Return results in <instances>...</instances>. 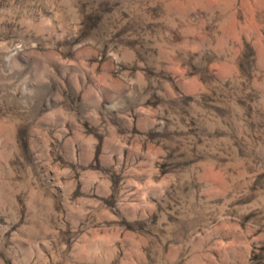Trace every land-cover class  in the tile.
I'll return each instance as SVG.
<instances>
[{"label": "rangeland", "instance_id": "1", "mask_svg": "<svg viewBox=\"0 0 264 264\" xmlns=\"http://www.w3.org/2000/svg\"><path fill=\"white\" fill-rule=\"evenodd\" d=\"M26 4L0 0L6 15L0 42L8 45L0 56L54 67L46 45H38L36 55L14 47L35 36L20 24L22 12L7 16ZM243 16V10L225 13L207 0L199 6L189 0L101 2L85 6L75 43L55 44L75 64L64 66L63 75L56 72L48 110L36 117L26 145L17 138V158L33 176L39 169L30 161L40 164L37 183L51 181L41 188L54 212L60 211L59 194L83 213L102 205L117 217L73 223L126 237L121 264L141 251L147 264H208L207 255H220L208 253L200 239L207 237L205 225L228 243L233 222L245 230L264 222V209L253 207L264 203V159L257 152L264 146V26L253 16L255 36L243 35ZM90 42L101 43V50ZM12 86L0 72V90L10 95ZM17 111H25L23 105ZM109 137L125 138L126 146ZM161 149L164 163H153ZM226 178L235 196L224 194ZM245 209L251 210L238 211ZM26 221L0 215V226L10 229L6 238L30 226ZM22 248L27 252V243ZM253 249L248 264H264V245Z\"/></svg>", "mask_w": 264, "mask_h": 264}, {"label": "clouds", "instance_id": "2", "mask_svg": "<svg viewBox=\"0 0 264 264\" xmlns=\"http://www.w3.org/2000/svg\"><path fill=\"white\" fill-rule=\"evenodd\" d=\"M113 5L116 0H27L23 8L10 10L7 16L15 13H23L20 24L28 33H34V38L16 43L15 49L23 51L31 49L33 55L37 53L38 45L44 44L48 48L50 57L58 63L54 67L47 64L43 66L36 62L20 59L12 61L0 56V72H7L13 81L10 95L0 90V215L10 216L11 221L16 222L18 218L27 217L28 227H20L10 238L5 233L10 229L0 226V264H121V251L125 245L126 237L119 232H113L106 228H96L89 224L87 228L74 224L73 221L83 217H95L101 224L104 220H116L110 212L105 211L102 205L90 207L87 213H83L80 206L75 204L71 198L68 203L57 194L58 213L54 212L51 201L41 188V183L51 187V181L43 177L41 183H37L36 177L43 176V169L38 162L30 161L33 169H39L36 175L26 173L25 164L18 160L17 138L21 143L27 144L30 129L38 123L36 117L41 112L48 110L51 102L52 82L56 72L63 75L64 66L74 65L72 59L63 58L59 53L67 49H55L57 42L75 43L80 34V21L82 14L87 8H92L98 3ZM197 4L201 0H189ZM214 8H219L225 13L235 14L243 10V23L239 24L241 34L255 36L256 20L259 26H264V0H207ZM103 11V9H101ZM255 16L256 20L253 19ZM6 15L0 10V24H3ZM98 51L101 43L90 42ZM103 43H107L104 41ZM6 42H0V49H7ZM109 55H112L109 50ZM22 59V58H21ZM55 69V70H54ZM70 75V74H69ZM67 78V77H66ZM23 105L25 111H17ZM43 106V107H42ZM59 125H54L53 128ZM120 148L126 146L125 138L113 140ZM264 159V146L257 150ZM27 156V153L25 154ZM162 149L159 157H153V163H164L166 157ZM153 187H162L163 182L157 183L150 180ZM227 184V178L225 180ZM235 181H233V184ZM233 192L232 184H227L224 194ZM235 196V192H233ZM253 207L264 209V203ZM251 209L238 210L250 211ZM53 216L57 217L56 227H52ZM223 220L230 218L222 217ZM15 226V225H13ZM262 224H249L247 229L239 228V221L232 223L233 236L228 243H224L221 233L209 232L207 226L204 230L207 237H200L205 241L208 253L215 250L220 258L207 255L205 259L208 264H238L243 256V264L248 260L255 250L264 245V231L256 235ZM199 236V233H197ZM22 242L27 243L28 251L22 248ZM122 247L118 248L117 244ZM47 252V255L45 254ZM21 256L26 257L21 260ZM130 264H147L144 252H139L136 260Z\"/></svg>", "mask_w": 264, "mask_h": 264}]
</instances>
